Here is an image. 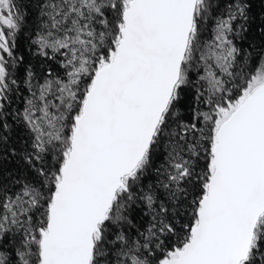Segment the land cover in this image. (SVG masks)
Returning a JSON list of instances; mask_svg holds the SVG:
<instances>
[{"label":"snow or ice","instance_id":"6c2138e0","mask_svg":"<svg viewBox=\"0 0 264 264\" xmlns=\"http://www.w3.org/2000/svg\"><path fill=\"white\" fill-rule=\"evenodd\" d=\"M35 7L0 0V264H264L252 0Z\"/></svg>","mask_w":264,"mask_h":264},{"label":"trees","instance_id":"16d2710c","mask_svg":"<svg viewBox=\"0 0 264 264\" xmlns=\"http://www.w3.org/2000/svg\"><path fill=\"white\" fill-rule=\"evenodd\" d=\"M18 2H22L28 9L29 15L27 17L26 24V33L30 34L32 32L33 27L37 23L36 13L38 9L35 7V0H18ZM253 8L251 11L252 20L249 22L248 31L245 34V39L242 42L245 47L248 45L254 46L256 50L264 48V4L261 3V0H252ZM20 51L28 58L31 59L33 64H36V58L31 55V53L27 52L26 49L28 47L27 40L24 37L20 39ZM22 107V101L19 97H17L13 103L11 104L12 109H17ZM9 123L12 124V139L15 140L18 137L25 136V129L23 125L17 124L12 118H9ZM18 146V145H17ZM4 167L11 169L16 168L17 164L14 161H5Z\"/></svg>","mask_w":264,"mask_h":264}]
</instances>
